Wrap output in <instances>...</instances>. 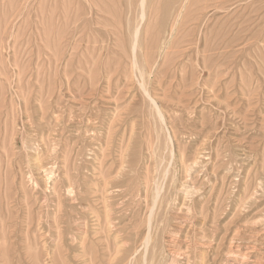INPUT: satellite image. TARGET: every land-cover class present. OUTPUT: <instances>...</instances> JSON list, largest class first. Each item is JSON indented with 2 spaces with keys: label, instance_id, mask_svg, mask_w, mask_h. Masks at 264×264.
Returning <instances> with one entry per match:
<instances>
[{
  "label": "rangeland",
  "instance_id": "1",
  "mask_svg": "<svg viewBox=\"0 0 264 264\" xmlns=\"http://www.w3.org/2000/svg\"><path fill=\"white\" fill-rule=\"evenodd\" d=\"M263 237L264 0H0V264H264Z\"/></svg>",
  "mask_w": 264,
  "mask_h": 264
},
{
  "label": "bare ground",
  "instance_id": "2",
  "mask_svg": "<svg viewBox=\"0 0 264 264\" xmlns=\"http://www.w3.org/2000/svg\"><path fill=\"white\" fill-rule=\"evenodd\" d=\"M143 72H144V71H143ZM142 74H143V73L141 72V75H142ZM144 91L146 92V89H144ZM147 94H148V92H147ZM152 102H153V101H152ZM153 103H154V102H153ZM157 109H158V108H157ZM159 113H160V112H159ZM161 115H162V114H161ZM162 132H163V131H162ZM158 138H159V137H158ZM159 143H160V142H159ZM166 146H167V145H166ZM172 148H173V147H172ZM170 152H172V150H171ZM167 153H168V152H167ZM192 161H193V160H192ZM192 163H193V162H192ZM171 165H172V164H171ZM196 165H197V164H196ZM196 165H194V166H196ZM195 168H196V167H195ZM184 169L186 170V168H184ZM188 169H189V168H188ZM190 170H191V169L188 170L189 173H190ZM187 174H188V173H187ZM173 175H174V174H173V172H172V176H173ZM175 175H176V174H175ZM187 177H188V176H187ZM171 178L173 179V177H171ZM174 179H175V178H174ZM184 179H185V178H184ZM184 179L182 178V180H184ZM186 180H187V179H186ZM170 181H171V179H170ZM170 181H169V182H170ZM172 181H173V180H172ZM172 181H171V184L174 183V182L172 183ZM184 182H185V181H184ZM192 182H193V181H192ZM159 184H160V182H159ZM186 184H187V183H186ZM191 184H193V183H191ZM154 185H155V184H154ZM210 185H211V184H210ZM158 186H159V185H158ZM161 186H162V183H161L160 187H161ZM181 186H183V185H181ZM197 186H198V185H197ZM153 187H154V186H153ZM156 187H157V186H156ZM160 187H159V188H160ZM164 187H165V186H164ZM192 187H193V186H192ZM154 188H155V187H154ZM154 188H153V190H154ZM159 188H158V189H159ZM161 188H162V187H161ZM179 188H180V187H179ZM184 188H185V187H184ZM189 188H190V187H189ZM196 188H197V187H196ZM158 189H156V190H158ZM162 189H163V188H162ZM162 189H161V190L159 189V191H162ZM181 189H182V188H181ZM146 190H147V189H146ZM163 190H164V189H163ZM190 190H191V189H190ZM195 190H196V189H195ZM197 190H199V189H197ZM151 191H152V189H151ZM180 191H181V190H180ZM182 191H183V190H182ZM182 191H181V192H182ZM188 191H189V190H188ZM188 191H187V192H188ZM193 191H194V190H193ZM166 192H167V191H166ZM146 193H147V192H146ZM151 193H152V194H151V197H152V195L154 196L155 193H154V192H151ZM153 193H154V194H153ZM163 193H164V192H163ZM159 194L163 195L161 192H159ZM185 194H186V192H185ZM185 194L183 193V195H185ZM187 194H189V192H188ZM191 194H192V193H191ZM156 195H158V191H156ZM156 195H155V196H156ZM161 195H160V196H161ZM155 196H154V197H155ZM188 196H190V195H187V197H188ZM206 196H207V195H206ZM161 197H162V196H161ZM164 197H165V198L162 197L163 199H165V200H163V202H164V201L167 202V201H166L167 194H166ZM155 199H156V197H155ZM156 200H157V199H156ZM160 200H162V199L160 198ZM157 202H158V201H157ZM157 202H156V203H157ZM151 203H152V201H151ZM159 203H160V201H159ZM190 203H192V201H191ZM152 204H153V203H152ZM162 204H163V203H162ZM156 206H157V205H156ZM162 206H163V205H162ZM160 207H161V206H160ZM155 208H156V207H155ZM151 209H154V206L151 207ZM151 209H150V211H151ZM158 209H159V208H158ZM161 209H162V207H161ZM187 209H188V208H187ZM193 209H194V208H193ZM166 210H167V209H166ZM189 210H190V209H189ZM203 210H204V209H203ZM159 211H160V210H159ZM160 212H161V211H160ZM178 212H179V211H178ZM192 212H193V211H192ZM198 212H199V211H198ZM201 212H202V211H201ZM154 214H155V213H154ZM148 216H149V215H148ZM195 216H197V215H195ZM153 217H154V216H153ZM198 217H199V216H198ZM151 218H152V215H151ZM155 218H157V217H155ZM147 219H148V218H147ZM166 219H167V218H166ZM195 219H196V218H195ZM200 219H201V218H200ZM149 220H151V219H149ZM153 220H154V219H153ZM156 220H157V219H156ZM156 220H155V221H156ZM160 220H161V219H160ZM163 222H164V220H163ZM155 223H156V222H154V224H155ZM161 223H162V221H161ZM183 223H184V222H183ZM162 224H163V223H162ZM146 225H148V224H146ZM157 225H158V224H157ZM183 225H184V224H183ZM150 226H151V225H150ZM189 226H190V225H189ZM153 227H154V226H153ZM153 227H152V228H153ZM190 227H191V226H190ZM178 228H179V227H178ZM178 228H177V229H178ZM150 229H151V228H150ZM154 229H155V228H154ZM180 229H182V228H180ZM260 229H261V228H260ZM152 231H153V230H152ZM183 231H185V230H183ZM237 231H238V229H237ZM237 231H236V232H237ZM149 232H151V231H149ZM154 232H155V231H154ZM236 232H235V234H236ZM256 232H257V231H256ZM182 233H183V232H182ZM259 233H263V232H259ZM149 234H150V233H149ZM157 234H158V232H157ZM173 234H174V233H173ZM177 234H178V233H177ZM237 234H238V233H237ZM250 234H251V233H250ZM255 234H256V233H255ZM255 234H253V235H255ZM150 235H152V234H150ZM243 235H244V234H243ZM248 235H249V234H248ZM253 235H251V236L253 237ZM257 235H259V234H257ZM257 235H256V236H257ZM233 236H234V235H233ZM149 237L151 238V236L147 235L146 238H145V241H144V245H145V246H147V244L149 243V242H148ZM155 237H156V236H155ZM165 237H166V236H165ZM174 237H176V235H174ZM242 237H243V236H242ZM177 238H178V236H177ZM234 238H237V237H234ZM238 238H239V237H238ZM238 238H237V239H238ZM240 238H241V237H240ZM256 238H257V237H256ZM263 238H264V237H263ZM155 239H156V238H155ZM159 239H160V238H159ZM159 239H158V240H159ZM241 239H242V238H241ZM244 239H245V238H244ZM259 239H260V238H259ZM151 240H152V239H151ZM170 240H171V239H170ZM231 240H232V239H231ZM249 240H250V239H249ZM254 240H255V239H254ZM261 240H262V239H261ZM232 241H233V240H232ZM247 241H248V240H247ZM256 241H257V239H256ZM259 241H260V240H259ZM166 242H167V241H166ZM242 242H243V241H242ZM242 242H241V243H242ZM251 242H253V241H251ZM251 242H249V243H251ZM263 242H264V241H263ZM243 243H244V242H243ZM260 243H261V242H260ZM141 244H142V243H141ZM154 244H155V242H154ZM166 244H167V243H166ZM262 244H263V243H262ZM144 245H143V246H144ZM148 245H149V244H148ZM150 245H151V244H150ZM156 245H157V244H156ZM247 245H249V244H247ZM151 246H154V245L152 244ZM159 246H160V245H159ZM171 246H172V245H171ZM259 246H260V244H259ZM154 247H155V246H154ZM154 247H153V248H154ZM165 247H166V246H165ZM250 247H251V246H250ZM252 247H253V246H252ZM168 248H170V247L168 246ZM253 248H254V247H253ZM262 248H263V247H262ZM157 249H158V248H157ZM170 249H171V248H170ZM175 249H176V248H175ZM175 249H174V250H175ZM144 250H145V249H144ZM248 250H249V249H248ZM171 251H172V250H171ZM147 252H148V251H147ZM172 252H173V251H172ZM174 252H175V254H176V251H174ZM237 252H238V251H237ZM239 252H240V251H239ZM259 252H260V251H259ZM261 252H263V251H261ZM162 254H163V253H162ZM177 254H178V253H177ZM177 254H176V255H177ZM261 254H262V253H261ZM263 254H264V253H263ZM146 255H147V253H146ZM247 255H248V254H247ZM174 256H175V255H174ZM179 256H180V255H179ZM262 256H263V255H262ZM142 257H146V256H143V255H142ZM155 257L157 258V256H155ZM248 257H249V256H248ZM158 258H159V257H158ZM256 258H258V257H256ZM142 259H143V258H142ZM144 259H145V258H144ZM256 260H258V259H256ZM261 260H262V259H261ZM150 262H151V261H150ZM254 263H255V261H254ZM259 263H260V262H259ZM259 263H258V264H259ZM153 264H154V263H153ZM243 264H244V263H243ZM250 264H251V263H250Z\"/></svg>",
  "mask_w": 264,
  "mask_h": 264
}]
</instances>
